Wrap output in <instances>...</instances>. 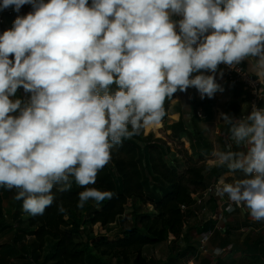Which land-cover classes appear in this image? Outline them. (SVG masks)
Returning <instances> with one entry per match:
<instances>
[{
    "label": "clouds",
    "instance_id": "obj_1",
    "mask_svg": "<svg viewBox=\"0 0 264 264\" xmlns=\"http://www.w3.org/2000/svg\"><path fill=\"white\" fill-rule=\"evenodd\" d=\"M24 5L0 35V188L32 217L73 180L79 209L113 198L89 187L112 150L158 126L178 91L223 92L221 64L247 61L264 85V0H2L0 12ZM21 88L26 101L13 99ZM219 119L231 143L210 154L227 169L215 195L264 223V108Z\"/></svg>",
    "mask_w": 264,
    "mask_h": 264
},
{
    "label": "trees",
    "instance_id": "obj_2",
    "mask_svg": "<svg viewBox=\"0 0 264 264\" xmlns=\"http://www.w3.org/2000/svg\"><path fill=\"white\" fill-rule=\"evenodd\" d=\"M16 18L14 12L11 25ZM232 85L235 97L246 93L242 85ZM17 98L26 101L28 95H22L19 89ZM200 105L205 121H211L213 104ZM190 123L195 128L189 133L193 138L191 151L202 164L190 157L183 167H175L166 161L171 152L168 143L141 134L134 136L112 150L111 159L98 173L96 184L89 185L114 193L113 198L100 204L90 201L83 209L77 208L78 193L83 189L73 180L71 190L62 193L53 190L55 201L44 215H28L22 210V201H18L8 221L1 190L0 228H7L13 234L11 242L1 247V257L6 263L12 261L11 264H112L113 260L116 264H178L195 256L198 234L212 229L213 223L201 226L202 232L198 223L187 227L188 212L183 207L189 208L194 203L193 195L202 194L217 183L224 168L206 163L211 159L212 145L194 120ZM185 124L181 119L172 126V133L187 134ZM61 203L67 215L58 214L57 205ZM127 209H130L128 214ZM112 224L120 227V238L110 240L95 235L96 225L106 228ZM164 243L176 250L167 261H153L144 256L145 248Z\"/></svg>",
    "mask_w": 264,
    "mask_h": 264
},
{
    "label": "rangeland",
    "instance_id": "obj_3",
    "mask_svg": "<svg viewBox=\"0 0 264 264\" xmlns=\"http://www.w3.org/2000/svg\"><path fill=\"white\" fill-rule=\"evenodd\" d=\"M196 75V74H193ZM226 75H223V78H218L217 83H219L223 88V92H217L212 99H201L199 92L195 88H189L187 92H177L175 94L173 101L170 99H166L164 108H165V116L162 119V122L156 126L151 127L146 130L141 131V135L143 137H151V139L156 141H161L163 143H168L170 147V154L169 158L166 159L167 163H174L175 167H183L184 162L188 160L187 158L193 157L195 162L202 164L197 157H194L192 154V140L193 138L190 136L189 133L192 134L194 132V126L190 123L191 120H194V123L197 124V128L199 131L202 132L203 137L209 141L211 145H215L216 143H221V138L223 133L221 132L225 125L223 121L217 122V115L214 117L212 122H204L205 114L202 111L203 104L208 106L209 103L213 104V109H215V113H218V109H220L219 113H225L232 115L233 117H239L240 115H236L237 104L235 102V95L233 92V85L228 83L226 80ZM22 94L25 93L20 89ZM13 99H16L15 97ZM169 100V101H168ZM179 101V102H178ZM168 102V103H167ZM177 103L174 106H171V103ZM182 102V103H180ZM167 103V104H166ZM180 103V104H179ZM182 107L180 111L177 109ZM184 119L187 125V134H183L179 132L177 135L172 133V126L175 125L176 121H180ZM178 121V122H179ZM208 161H206L207 163ZM208 164V163H207ZM213 167V166H211ZM3 190V191H1ZM1 194H3V201L2 206L5 211V218L6 220L10 221V216L15 212L17 208L16 204L18 201L15 200L16 190L8 191L5 188H0ZM201 199V198H200ZM195 201L197 202L198 199ZM207 200H203L205 204ZM202 207L195 205L192 209H188V215L186 222L193 226L197 224L198 220L200 219V215H204L202 212ZM130 213V209H127V214ZM200 214V215H199ZM119 226L117 224H112L106 228L102 227L101 225H96L93 230L96 236L98 237H106L111 239L120 238L121 232L119 230ZM13 239V234L7 228L2 229L0 228V250L1 247L11 242ZM171 249V246L167 243L157 245L154 247H148L144 250V256L147 259H153V261L164 262L171 257V253L173 251V255H175L176 250ZM2 251H0V264H11L12 261L7 260L9 263H6L4 258L1 257ZM217 260H220V257H214ZM225 259V258H224ZM112 264H116V260H113Z\"/></svg>",
    "mask_w": 264,
    "mask_h": 264
},
{
    "label": "crops",
    "instance_id": "obj_4",
    "mask_svg": "<svg viewBox=\"0 0 264 264\" xmlns=\"http://www.w3.org/2000/svg\"><path fill=\"white\" fill-rule=\"evenodd\" d=\"M0 2H2V0ZM31 11H32L31 5H24L19 13L15 11L10 12V8L0 12V17L4 19V24L0 25V35H2L4 31L12 28L11 18L14 15V12L16 16H26ZM176 19H179V18L176 17ZM240 66H242L249 73L248 68H247L248 67L247 61L243 62ZM221 70L225 74L224 69L221 66H219L218 72ZM205 74L211 75V73H205ZM218 78H219V75L217 74V81H218ZM22 91L24 92L23 89ZM174 97L177 98V96L175 95ZM174 97H172L170 100L173 101ZM15 98H17V95ZM235 102L238 105L236 109V113H237L236 115H241L243 112L247 111L249 104H250V98L248 94L245 93L242 96L240 95V96L235 97ZM177 103L172 102L171 106H174ZM213 107H212L213 117H212V120L209 122H212L216 115H217V122H220L221 121L219 119L220 114H221V112L219 113L220 109H218L219 111L216 114L215 109H213ZM181 108L182 107L180 106L177 110L180 111ZM259 108H264V102L259 105ZM178 121H176V123H178ZM204 122H207V121H204ZM221 132L223 133L222 138H221L222 142L212 145L213 149L225 150V135L228 132V126L224 127ZM207 163L210 166L217 167L213 163H211L210 160H208ZM226 174H227V169L224 168V172L220 176V178L222 176H226ZM232 178L233 177H228V181L231 182ZM205 200H207V202L205 203L207 207V212L204 213L203 216L199 214L201 216L197 222L198 226H200L199 231L202 230L201 226H208L211 221L213 223V217L217 213L216 210L217 211L219 210V205L215 200L213 199H205ZM186 224H187V227H190V224L188 223ZM227 246H231L232 250L229 253H226L225 255L220 257V260H217L218 258L215 259L214 258L215 256L212 257V255H210L213 249L218 248V247L225 248ZM209 250H210L209 255L197 256L193 264H264L263 223L253 222L250 216L248 215L247 211L245 212L237 211L231 217L230 222L226 228V233L222 235L220 234L214 235V237L209 243Z\"/></svg>",
    "mask_w": 264,
    "mask_h": 264
},
{
    "label": "built area",
    "instance_id": "obj_5",
    "mask_svg": "<svg viewBox=\"0 0 264 264\" xmlns=\"http://www.w3.org/2000/svg\"><path fill=\"white\" fill-rule=\"evenodd\" d=\"M89 3L91 4V0H89ZM12 11H14L13 8H10V12ZM3 24H4V19L0 17V25H3ZM220 66L224 69L228 82L232 84L242 85L246 90V94H248L250 98V104H249L247 111L243 112L239 117L247 115L248 112L251 111L253 104L259 107V105L264 102V91L259 90L262 87H264V85H260L258 81L256 80V78L254 76H250V74L242 66L240 65L238 66L239 67L238 71L229 69L226 65H223V64H221ZM239 117H236V118H239ZM230 143L231 142L229 140V135L227 132L225 135V150L227 149ZM216 184L217 183L209 186L206 189V191L202 194L193 195L192 198L194 199V203L189 208L183 207V209L187 211L188 209H192V207L196 203V205H198L199 207H202L203 209L202 212L206 213L207 207H206V204L203 203V200L213 199L218 203L219 210L213 217V228L206 232L201 233L197 237L196 244H195L197 251H196L195 256L185 258L178 264H193L197 256L209 255L210 254L209 243L214 237V235L215 234L222 235L225 233L227 225L229 224L231 217L237 211H240V212L246 211L244 210L243 205L234 206L235 210H229L227 198L225 197L223 200H221L219 197L215 195ZM195 199L196 200L198 199V201L196 202ZM263 231H264V223H263ZM180 244L181 246H184L183 241H180ZM218 250H219V253H218ZM231 250H232L231 246H227L225 248L218 247V248L213 249L210 255H212V257L213 256L222 257L226 253H229Z\"/></svg>",
    "mask_w": 264,
    "mask_h": 264
}]
</instances>
